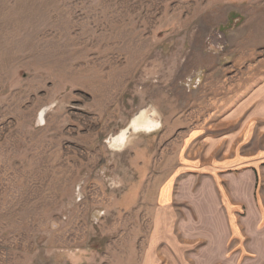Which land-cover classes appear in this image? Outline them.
<instances>
[{"label":"rangeland","instance_id":"obj_1","mask_svg":"<svg viewBox=\"0 0 264 264\" xmlns=\"http://www.w3.org/2000/svg\"><path fill=\"white\" fill-rule=\"evenodd\" d=\"M216 197L264 229V0H0V264H208Z\"/></svg>","mask_w":264,"mask_h":264},{"label":"crops","instance_id":"obj_2","mask_svg":"<svg viewBox=\"0 0 264 264\" xmlns=\"http://www.w3.org/2000/svg\"><path fill=\"white\" fill-rule=\"evenodd\" d=\"M247 174L252 176L250 191L253 193L255 188V173L253 170H247ZM166 185L167 184L165 183L161 186L160 199L162 200L166 199L165 196L168 195V191H166L165 195H162V190L167 188ZM202 191H204V187L201 188L200 193ZM234 198H236V202L241 201L247 202V204H252V209H254V204H256L254 196L248 198L247 201L240 200V197L238 196H235ZM216 200L217 203L215 204L217 205L216 211H218V222L215 223L213 227L215 229L214 232H212V235L215 236V239L213 242V240L209 239L206 235L204 237L206 238V245L200 249L202 254L213 253L210 260L208 261V264H239L241 257H243L244 264H249L251 260L254 259L260 261V264H264V229L255 228L256 224H253L252 227L243 229L236 225L233 226L231 220L232 217L230 218L228 209L226 207L223 208L222 199L218 197ZM191 202L192 201L190 200L188 201L189 204H193ZM257 210L259 211L258 208ZM161 214L163 213L159 212L156 219H162L163 217H161ZM260 215V220H262V214ZM159 225L161 224L158 223V226ZM167 236L169 238V234H167ZM198 236L202 237L204 235ZM190 238H195V236ZM170 241H174L176 243V240L173 238ZM229 244L230 246L228 247ZM228 252H231V256H228ZM251 255L254 257H251Z\"/></svg>","mask_w":264,"mask_h":264},{"label":"bare ground","instance_id":"obj_3","mask_svg":"<svg viewBox=\"0 0 264 264\" xmlns=\"http://www.w3.org/2000/svg\"><path fill=\"white\" fill-rule=\"evenodd\" d=\"M43 116V113H41V117Z\"/></svg>","mask_w":264,"mask_h":264}]
</instances>
